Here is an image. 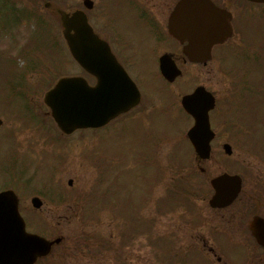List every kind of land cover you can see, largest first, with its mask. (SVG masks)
Returning <instances> with one entry per match:
<instances>
[{
  "label": "rangeland",
  "instance_id": "1",
  "mask_svg": "<svg viewBox=\"0 0 264 264\" xmlns=\"http://www.w3.org/2000/svg\"><path fill=\"white\" fill-rule=\"evenodd\" d=\"M21 1L30 8L44 11L51 24L49 29L60 37L57 9L82 8V0ZM93 1L94 6L87 13L90 23L95 26L101 13L108 20L107 14L112 6L111 0ZM46 2H49V8L45 7ZM159 2L154 0L152 4L159 7ZM233 4L235 9L242 7L243 22L237 26L235 23L237 33L233 44L228 45L230 47L227 53L224 52L225 55L219 52L223 57H213L206 64L187 65L182 75L166 87L157 73L144 69V62L128 64V74L143 94L142 103L102 129H84L62 135L43 102V93L48 88L45 84L53 83L63 73H82L75 62L71 63L62 37L63 51L55 52L49 47L34 52L36 65L26 75V87H18L16 96L7 94V89L0 84V187L8 184L20 194L21 212L29 231L47 238L62 235L64 239L62 244L35 264H190L198 260L201 251L189 246L192 233L186 221L185 208L175 202L166 206L163 212L158 211V200L161 196H175L173 192L188 181L183 177L189 175L187 171L190 168H198L197 163L205 167V172L202 175L197 171L200 184L193 196H189L193 205H196V196L206 193L203 181H208L210 176L224 171L238 172L245 164L252 174L255 168L250 163L255 162L254 157L264 162V92L245 90V85L252 87L253 83L264 86V17L261 22L258 18L264 15V7ZM165 7L168 9L166 3ZM27 28L31 27L23 22L12 29V37L0 38V48L14 58L15 69L25 60L17 52L21 48L20 43L27 42ZM33 58H28L27 66L31 65ZM3 62L4 66L11 64L6 57H3ZM244 69H247V74L241 73ZM3 70L7 71L5 67ZM197 85H205L217 98V111L213 113L216 136L212 140L210 158L202 161L196 160L189 141L182 135L191 126L192 120L184 114L180 105L181 95ZM237 92L259 93H246L236 101H230V96L235 98ZM227 99L228 104L237 106L238 101L244 105L240 109L245 114L248 109L242 119L253 132L247 134L243 131L242 134L252 136L251 140L245 139L243 143L235 141L234 132L239 129L240 123L230 116L221 115L223 118L217 122V113L229 109L224 103ZM131 116L139 118L133 120L132 124L129 122ZM129 129L138 132L128 135L125 131ZM149 131L155 133L152 137L159 140V146L154 145V148L160 167L153 162L158 180L155 185L150 182V193L146 196L133 188L136 184L130 171L135 166L132 167L130 160L133 161L135 153L145 151L147 159L152 160L153 153L146 143L151 135ZM168 132L172 134L168 135ZM142 140L145 146L141 144ZM225 141L232 144L230 155L222 149ZM255 146L261 151L256 150ZM173 151L176 156H172ZM120 156L124 158L122 163ZM125 156L130 160L127 161ZM113 164L122 169L117 177L120 187L109 185L115 173ZM69 179L71 184H68ZM194 188L195 182H192L190 186L185 185L184 191L189 194ZM30 189H35L37 193H31ZM43 189L53 196V200L66 191L67 196L70 194L78 198V207L66 209L63 203L50 201L41 193ZM127 190H131L130 200L135 201H131L129 212L117 203L118 196L124 199L129 195ZM32 195H39L43 199L40 208L32 207ZM141 199L144 201L142 206ZM67 200L74 201L73 198ZM162 207L160 205L159 209ZM134 210L135 216L138 215L135 219L129 216ZM142 221L147 224L146 228H137L136 224H142ZM112 236L118 246H111L110 241L108 244ZM187 238L189 242L184 241ZM193 239L196 246L201 243L195 237ZM104 242L103 246L101 243ZM191 249L194 250L189 253ZM105 252L106 255H103ZM99 254L103 255L102 259L97 257Z\"/></svg>",
  "mask_w": 264,
  "mask_h": 264
},
{
  "label": "water",
  "instance_id": "2",
  "mask_svg": "<svg viewBox=\"0 0 264 264\" xmlns=\"http://www.w3.org/2000/svg\"><path fill=\"white\" fill-rule=\"evenodd\" d=\"M264 2V0H250ZM91 0H83L86 8ZM62 34L70 54L84 69L97 78L89 85L81 76H62L44 93V102L64 133L76 128L96 127L106 123L120 112L135 105L140 97L134 82L127 76L109 50L108 45L93 32L85 12L59 9ZM231 14L210 0H180L171 13L175 35L187 39L191 52L202 50L207 57L214 43L222 42L231 34ZM189 52V54H191ZM191 59H194L191 56ZM164 76L172 80L178 71L166 70ZM185 110L194 117L187 134L197 154L207 157L213 132L209 127L208 110L213 106L212 95L202 86L182 96ZM228 148V145L225 144ZM215 198H228L238 189V178L226 173L212 180ZM9 191L0 192V264H32L37 256L48 253L51 241L25 230L17 210L16 200Z\"/></svg>",
  "mask_w": 264,
  "mask_h": 264
},
{
  "label": "flooded vegetation",
  "instance_id": "3",
  "mask_svg": "<svg viewBox=\"0 0 264 264\" xmlns=\"http://www.w3.org/2000/svg\"><path fill=\"white\" fill-rule=\"evenodd\" d=\"M153 1L111 0L108 20L104 19L105 14H99L95 31L107 42L126 71L128 64L144 62V69L153 73L174 65L183 73L187 65L198 63L188 59L183 51L185 42L181 43L170 30L169 16L178 0H160L159 7L154 6ZM229 3L226 1L221 6ZM164 56L168 60L162 63ZM257 158L255 156V162L250 163L255 168L254 173L251 174L247 164L232 173L240 176V188L235 198L230 201L212 199L214 189L210 187L209 196H196V205L185 208L192 241L189 242V238L184 241L203 252L207 264H264V162ZM200 169L205 171L203 167ZM7 188L11 187L4 184L0 191ZM16 194L20 210V194ZM193 237L200 240L198 246Z\"/></svg>",
  "mask_w": 264,
  "mask_h": 264
},
{
  "label": "trees",
  "instance_id": "4",
  "mask_svg": "<svg viewBox=\"0 0 264 264\" xmlns=\"http://www.w3.org/2000/svg\"><path fill=\"white\" fill-rule=\"evenodd\" d=\"M23 22L31 27L27 28L29 30L27 42L20 48V55L25 58L24 68L17 66L15 69L13 66L14 58L6 55L4 50L0 49V84L4 88L26 85V73L36 65V61L33 59L31 65L27 66L28 58L32 53L42 48L49 49V47L55 52L63 51V44L58 38L59 35L49 29L51 24H49V18L44 11L30 8L21 0H0V38L12 37L14 35L12 29L19 27V24ZM3 57L8 58L11 64L4 66ZM4 67L7 71L3 70ZM8 71L10 73L6 74Z\"/></svg>",
  "mask_w": 264,
  "mask_h": 264
}]
</instances>
